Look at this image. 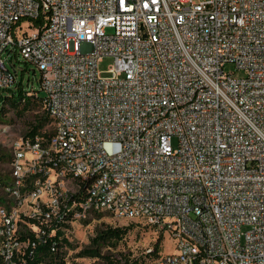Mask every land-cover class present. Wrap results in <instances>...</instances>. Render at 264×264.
<instances>
[{"label":"built area","instance_id":"1","mask_svg":"<svg viewBox=\"0 0 264 264\" xmlns=\"http://www.w3.org/2000/svg\"><path fill=\"white\" fill-rule=\"evenodd\" d=\"M4 55L40 71L52 126L11 145L7 264L67 214L162 235L152 264H264V0H0V95Z\"/></svg>","mask_w":264,"mask_h":264},{"label":"trees","instance_id":"2","mask_svg":"<svg viewBox=\"0 0 264 264\" xmlns=\"http://www.w3.org/2000/svg\"><path fill=\"white\" fill-rule=\"evenodd\" d=\"M41 82L42 76L37 79L38 86L36 87L35 82L30 79L25 82L23 77L18 76L14 87L0 95V123L7 117L9 110L13 111L18 117H24L34 110H44V115L35 116L34 123L30 124V130L24 136L25 138L40 136L46 139L52 133L43 131L45 126L51 124V119L44 109L45 94ZM7 158L11 163V156L9 155ZM0 160L4 161L5 159L0 157ZM6 179L0 178V183ZM91 184L90 180L81 182L78 194L75 197L73 196L74 198H71L70 202L73 199H83L90 192ZM71 220L70 214L62 215V218L53 221L49 227L42 226L39 238L36 232L24 226L17 237V243L23 246L19 250L15 249L11 264H66V249L71 247L67 235V231L71 227L69 224ZM29 223L36 226L39 224L34 220H29ZM131 225L129 227H108L98 232L91 240L90 246L79 253V257L102 259L105 264L154 263L163 252L164 238L162 235L158 237L156 242L151 244L152 251L150 253L144 251L141 257L136 259L128 258L125 255L117 258L111 253H104V249H108V252L117 249L118 245L127 238L132 228ZM0 264H7L2 256H0Z\"/></svg>","mask_w":264,"mask_h":264},{"label":"rangeland","instance_id":"3","mask_svg":"<svg viewBox=\"0 0 264 264\" xmlns=\"http://www.w3.org/2000/svg\"><path fill=\"white\" fill-rule=\"evenodd\" d=\"M4 59L6 60L7 67L12 71H16L18 76L23 77L25 82L30 79L35 82L36 87L38 86L37 79L40 78L41 73L36 70L32 64L27 63L22 57H13L10 62L7 61V55H4ZM112 64L113 60L111 58H105L99 63L98 70L103 77L108 76L106 73ZM225 70L226 72H233L234 67L228 65ZM235 75L241 76L238 72L235 73ZM6 109L8 108L6 107ZM36 115H44V110H34L33 112L26 114L24 117H18L13 111L9 110L7 117L0 123V157L5 159L4 161L0 160V178L6 179L13 172V167L7 158L10 153H12V142L24 137L29 132L30 124L34 123ZM43 131L51 133V124L49 123L45 126ZM171 145L174 149H177L178 140L176 137L171 139ZM128 224L131 223L124 220L118 221L114 217L104 214L90 216L86 221L74 223L67 231L71 247H67L66 249V264H105L102 259L80 258L79 253L90 246L91 240L98 232H101L108 227H129L127 226ZM131 227L127 238L118 245L116 250L108 252V249H104V253H111L117 258H120L121 255H125L128 258L130 257L131 259L141 257L146 247L152 243L154 238L149 231L138 230L133 225H131ZM164 251L172 252L171 240L165 243Z\"/></svg>","mask_w":264,"mask_h":264}]
</instances>
